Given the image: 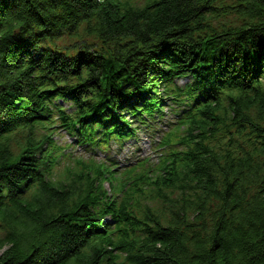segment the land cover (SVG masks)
<instances>
[{
  "label": "trees",
  "instance_id": "1",
  "mask_svg": "<svg viewBox=\"0 0 264 264\" xmlns=\"http://www.w3.org/2000/svg\"><path fill=\"white\" fill-rule=\"evenodd\" d=\"M263 57L264 0H0V264H264ZM160 94L153 163L54 139L107 151Z\"/></svg>",
  "mask_w": 264,
  "mask_h": 264
},
{
  "label": "rangeland",
  "instance_id": "2",
  "mask_svg": "<svg viewBox=\"0 0 264 264\" xmlns=\"http://www.w3.org/2000/svg\"><path fill=\"white\" fill-rule=\"evenodd\" d=\"M230 12V10H227V13H229ZM231 18H234L233 17V14L231 15ZM65 37L67 38L68 36L67 35H65ZM61 41H63V40H61ZM264 58V57H263ZM60 139V138H59ZM138 142H140V144L141 145H144V144H146V143H148V142H153V137H151V136H147V134L146 133H144V132H139V136H138ZM132 142L133 141H129L128 142V144L129 145H127V147H126V149L125 150H127L128 148H130V145L132 144ZM106 187L109 189V188H111V185L110 184H106Z\"/></svg>",
  "mask_w": 264,
  "mask_h": 264
}]
</instances>
